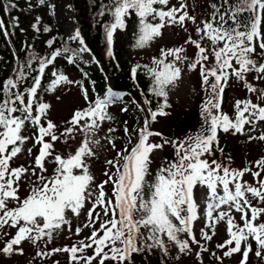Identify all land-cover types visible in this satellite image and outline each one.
<instances>
[{"label":"snow or ice","instance_id":"obj_1","mask_svg":"<svg viewBox=\"0 0 264 264\" xmlns=\"http://www.w3.org/2000/svg\"><path fill=\"white\" fill-rule=\"evenodd\" d=\"M36 2L44 5L46 0ZM16 7L15 0H6L0 11ZM47 7L54 14L55 5L48 3ZM102 7L113 17L104 24L103 55L110 64L115 61L114 70L121 68L114 32L117 28L127 30L126 17H132L133 12L132 48L149 46L163 35L165 25L186 28L191 21L196 37L188 35L179 46H161L150 64L131 65L129 79L132 87L139 90L140 100L133 97L129 104L143 114L142 122L129 129L124 121V135L119 137L123 140L121 147H117L118 138L111 135L116 127L105 130L108 134L103 138L115 155L105 159L109 167L104 169V179L100 181L91 172V157L96 155L93 148L99 144L104 122L114 119L109 106L123 104L127 91L112 86L107 68L78 27L65 33L59 46L54 44V36L45 39L49 46L45 55H38L32 44L27 46L23 61L18 53H13L19 71L14 68L0 89V232L5 237L0 252L23 254V244L28 242L38 249L36 256L41 258L66 250L70 264H136L133 254L140 255L143 264H168L181 254H194L199 264H204V252L218 264H225V258L230 259L235 253H239L236 264H246L253 251L264 259V155L249 161L255 170L236 169L215 157L218 151L223 156L219 145L221 130L225 135L245 134L249 141L264 140V0L213 2L211 18L199 21L189 13L186 3L169 5V0H110ZM40 20L37 16L30 25L37 32ZM19 23L18 17H12V27ZM0 31L9 36L2 21ZM43 32L49 33L47 24L43 25ZM189 43L196 48L193 57L186 53ZM210 56L214 57L212 61ZM60 58L69 65L79 62L97 68L103 74L101 94H96L95 80L85 79L87 72L73 78L57 70L54 62ZM33 61L37 63L33 65ZM28 70H33L34 75L26 82ZM49 70L50 76L44 81ZM138 70L149 78L147 84L140 83ZM185 70H198L205 89L199 105L202 123L195 131L181 136H165L151 126L160 116L170 115L169 85L175 86ZM248 73L260 82L259 89L247 80ZM233 78L257 97L256 102L247 97L236 99L234 118L222 109V94ZM72 86L77 89L75 95ZM57 92L61 94L56 95ZM42 93H50L61 104H67L72 109L68 119L58 124L49 118L52 105L44 101ZM127 108L128 104H124L121 111ZM26 123L36 132L25 135ZM254 130H259L258 136ZM78 133H83V138L74 150L65 154L56 149L55 142H67ZM30 140L38 142L35 154ZM165 146L171 154L161 156L153 175V156L157 151L162 153ZM22 153H27L26 163L17 164ZM249 171L256 177L255 184L241 180L242 174ZM108 184L112 187L106 190ZM198 186H206L203 209L195 199ZM232 209L241 213L242 224L234 221V214L229 215ZM81 214L86 219L75 233L87 226L89 235L71 246L49 252L39 250L40 243L50 242L54 234L64 231L62 226H71L74 216L79 221ZM198 216L205 218L199 229L194 224ZM222 219L227 220V238L211 247L216 224ZM67 234L73 235L71 231Z\"/></svg>","mask_w":264,"mask_h":264},{"label":"rangeland","instance_id":"obj_2","mask_svg":"<svg viewBox=\"0 0 264 264\" xmlns=\"http://www.w3.org/2000/svg\"><path fill=\"white\" fill-rule=\"evenodd\" d=\"M57 1V12L56 17L58 23L63 27L65 32H69L71 29V16L70 12L66 7V0H56ZM192 0H173L170 4L179 6L180 3H186L187 8L190 14L195 15V10L192 7ZM169 4V5H170ZM199 20V18H197ZM155 22V21H153ZM192 30H194V25L191 21L187 23L186 28H181L177 25L168 26L165 25V27L162 29L163 35L161 37L156 38L154 41L150 43L149 46H146L144 48H136L134 49L131 54L133 58L127 57L126 53H119L120 59L122 62L129 61L132 63H140V64H147V62L151 61V57L154 55H158L159 48L161 46L170 47V46H179L183 43V41L187 38L188 35H191ZM128 35V33H126ZM127 35H125L127 37ZM196 37V36H195ZM194 37V38H195ZM210 44V42H209ZM196 52V48L194 45H191L190 43L186 46V53L189 57H193ZM214 57H209V61H212ZM131 60V61H130ZM68 73L71 77L77 78V75H73L70 71H65ZM138 72H141V70H138ZM247 80L252 82L254 85H257L259 87L260 82L253 79V73L247 74ZM243 82L237 83L235 78L229 80V94H228V104L225 106V108L229 109L231 106V100L234 98L237 99H244V98H250L253 100V102H256V95L252 93H248L247 89L242 86ZM200 76L198 73V70H193L191 72H188L185 70L183 77L176 82L175 86L169 85V102L171 104L170 109V115L168 116H160L158 120L156 121L155 129L157 131H160L164 133L165 136H172L173 134L175 136H181L185 133H188L189 131L194 130V127H196V113H195V104L197 103L198 99L201 97V90H200ZM67 87V85H65ZM73 94L75 95L77 93V89L75 86H72ZM57 95H60V92H57ZM131 100V99H130ZM138 101L140 98L137 99ZM48 102L52 105V113H51V119H53L58 124L60 121L68 119L69 115L71 114L72 109L67 104H61L58 102L55 97L49 98ZM125 104V102H123ZM128 110L131 112L130 117H136L135 124L142 122V113H139L138 109L135 108L134 105L128 104ZM109 113L114 117L112 121H105L103 125V129L100 133V140L99 144L93 148V151L96 153L95 156L91 157V172L96 177L97 181H100L104 179V169L108 168L109 166L105 164V159H111L115 153L110 149V146L106 143V140L103 138L108 133H106V129L110 126H115L117 131L111 133V135L116 136L118 139L116 141L117 147H121L123 145V140L119 139V137H122L124 135L123 133V123L124 121L128 122V127L131 129L130 126L132 124V120L129 116H125L121 113H119V109H108ZM134 124V125H135ZM63 125H61V128ZM250 127V126H249ZM34 127H26L24 129V134L28 135L29 132H35ZM256 131L254 130L255 134ZM252 134V133H248ZM239 136H245V134L238 133ZM227 137H229L228 142L230 144V148L228 149V153H230V157L232 158L231 161L228 160V163H230V166L236 169H240L239 165L242 163V159H250L254 161L255 159L259 158L261 155H264V143L259 140H251L247 142H239L235 135L228 134ZM83 138V133H78L76 136L65 142V141H57L56 149L59 150L62 153H67L70 149L74 150L75 147L78 145L80 140ZM153 140H158V137H152ZM29 144L33 145L32 151L35 154L38 152V145L36 141L30 140L28 141ZM107 149V151H106ZM227 153V154H228ZM171 150L165 146L164 151L161 153L157 151L154 156V165H158L160 162V158L163 155H170ZM26 157L27 153H22L19 155V158L15 161L17 164H23L26 163ZM227 163V164H228ZM49 171H51L52 165L49 164ZM153 172V171H152ZM154 175V172H153ZM151 178V177H149ZM241 180L248 181L250 183L255 184L256 183V177H253L251 175V172H245L241 176ZM112 187L111 184H108L105 186L106 190L110 189ZM250 195V194H249ZM206 186H198L195 190V199L200 205V209H203L206 205L203 203L204 200H206ZM252 203L255 204L256 200H252ZM226 207V206H221ZM234 214V215H233ZM229 215H233V219L236 223H243L241 220V213L236 211L235 209H232V212L229 213ZM250 216V211L248 213ZM86 217L81 214L79 221L74 216L70 222V227L68 225L62 226L64 228V231L60 232L59 235H53V238L50 242L47 244L40 243L39 244V250H43L45 252H49L52 248H63L64 245L71 246L72 244H75L78 239H83L85 236L90 234V229L87 226H84L80 233H75V228L79 226L80 223H82ZM205 218L198 216L197 220L194 221V224L197 229H199L201 226L204 225ZM226 225L227 220L222 219L217 222L216 228H215V234L212 235L211 240V247H214L217 241L222 242L223 239L227 238V231H226ZM71 231L73 233L72 236H69L67 233ZM211 229H209V232L211 233ZM197 238L199 239V232L196 233ZM5 239L3 233H1L0 236V244H2L3 240ZM46 239V238H44ZM253 248H255V242L253 241ZM50 246V248H49ZM24 247V253L18 254V253H12L8 257H2L4 263L7 264H28L30 261H34V264H50L53 262H56V264H70V261L68 259L69 253L66 250L63 251H56L51 252L50 255H47L43 258L36 256V251L38 250L35 246L32 244L25 242L23 244ZM193 247H196L193 245ZM91 249H88L89 254H91ZM135 257L136 264H143L142 257L137 254H133ZM173 256H175V252H173ZM204 264H217L215 259L209 258V253L204 252ZM47 260L46 262L43 260ZM149 259L155 261V257H149ZM239 259V253L232 254L231 258H225V263L233 264L236 260ZM71 264H74V262H71ZM109 264L111 262L109 261ZM168 264H199L194 254H188L184 255L181 254L180 258L177 259H171L169 260ZM246 264H264V259H261L260 257H257L255 255V252H251L248 258V261Z\"/></svg>","mask_w":264,"mask_h":264},{"label":"trees","instance_id":"obj_3","mask_svg":"<svg viewBox=\"0 0 264 264\" xmlns=\"http://www.w3.org/2000/svg\"><path fill=\"white\" fill-rule=\"evenodd\" d=\"M6 0H0V6H2ZM208 8L206 10V17H210L212 8L210 4L215 2L219 4L221 0H206ZM17 5L16 8H10L9 11H0V21H2L7 26V31L9 36L5 37L3 31H0V89H2V81L8 75L13 74L12 70L16 68L17 57L13 56V53L19 54V60L23 61L27 57L29 44L34 45L35 50L38 55L47 54L49 46L44 43L45 39L55 37L54 44L59 46L60 41L64 37V33L59 27L54 19V14L49 12L47 7L48 3L56 4L53 0H46L44 5H41L36 2V0H15ZM110 3V0H67V4H71L69 8L72 13L73 24L75 28H80L86 38V41L90 48L93 50V53L103 62L105 67L108 70V74L113 79V87L118 90H133L132 82L129 79V70L123 66L119 70H114L112 64L109 63L108 58L103 55V50L105 48V39H104V24L105 22H111L113 17L107 12L103 11L102 6H107ZM32 5V7H29ZM159 6V5H156ZM103 12V14H99ZM55 13V12H54ZM247 15V14H244ZM41 17L39 27L40 31L37 32L33 30L30 25L36 19V17ZM135 16V13H132V17ZM12 17L19 18V25L12 27ZM132 17H126V28L130 27L132 22ZM47 24L49 26V33L43 32V25ZM23 28L24 31L20 29ZM119 34H123L121 29L117 28L114 32L115 40V52L117 54V42L119 43ZM123 42L121 38V43ZM37 62L33 61V65ZM57 70H66L77 73L79 77L82 75L81 71L76 67L78 64L82 68H87L84 63H76L74 65H69L63 58L56 60L55 62ZM11 67V69H10ZM51 66H49V69ZM19 71L18 68H16ZM29 76L25 77V81L30 80L31 76L34 75L33 70H28ZM50 76V70L46 72L43 76V80L47 81ZM91 80L96 81L97 92H100L103 88L104 81L102 76H99L96 72L90 71ZM85 79H87L85 77ZM88 80V79H87ZM144 79H140L142 83ZM88 87L91 88V84H88ZM23 90L22 88L20 89ZM135 93L136 91L133 90ZM44 93H42L43 95ZM0 99H3V92L0 91Z\"/></svg>","mask_w":264,"mask_h":264}]
</instances>
